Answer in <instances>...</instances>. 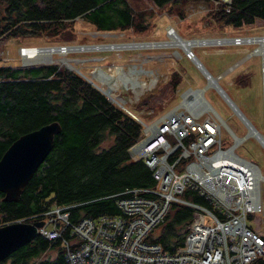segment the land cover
Masks as SVG:
<instances>
[{"label": "trees", "instance_id": "16d2710c", "mask_svg": "<svg viewBox=\"0 0 264 264\" xmlns=\"http://www.w3.org/2000/svg\"><path fill=\"white\" fill-rule=\"evenodd\" d=\"M197 1L200 0H150L156 8H167L169 12L179 9L180 14L188 3ZM209 13L214 24L236 29L264 19V0H231L228 11L220 3ZM150 15L138 10L130 0H0V38L76 39L80 36L78 29L86 26L101 32L140 36L147 34L153 24ZM165 75L162 83L166 84L160 94L172 96L182 78L177 71ZM238 81L245 84L243 76ZM157 85L132 102L133 113L146 107L149 100L144 96ZM52 120L59 122L60 132L55 134L50 152L18 199L4 201L0 192V224L19 218L30 222L38 217L33 214L44 212L52 204L68 205L71 223L83 217L118 215L117 194L155 185L143 160H133L127 152L142 135V125L84 76L53 63H0V156L20 134ZM177 155L170 156V160ZM185 160L180 158L177 164ZM180 196L213 208L209 198L189 186ZM192 214V207L172 201L163 220L150 230L145 241L159 243L166 252L176 251L184 242L185 227ZM0 264L67 261L60 239L49 240L38 234ZM255 264H264V256L258 257Z\"/></svg>", "mask_w": 264, "mask_h": 264}, {"label": "built area", "instance_id": "2783aa9c", "mask_svg": "<svg viewBox=\"0 0 264 264\" xmlns=\"http://www.w3.org/2000/svg\"><path fill=\"white\" fill-rule=\"evenodd\" d=\"M212 1L229 10L231 0ZM215 39L202 45L219 52L231 44L246 46L242 48L246 50L244 59L261 55L264 84V34H224ZM249 45L255 46L249 49ZM23 49L19 47V54ZM182 49L185 57H197L191 48ZM207 106L201 117L174 107L148 121L124 107L142 124V135L127 152L133 160H143L155 185L117 194L118 215L83 217L72 225L65 204H52L44 212L33 214L38 217L31 219L44 220L37 229L41 235L60 239L67 264H255L264 256V233L255 229L260 221L248 224V219L254 220L261 213L264 170L236 151L247 136L255 138L264 150V128L257 129L240 110L237 114L247 131L238 136L209 102ZM222 127L233 140L229 145L223 142ZM180 158L186 160L179 165ZM187 186L209 198L213 208L182 198L180 194ZM172 201L192 207L193 214L182 246L166 252L159 243L145 238L163 220Z\"/></svg>", "mask_w": 264, "mask_h": 264}, {"label": "rangeland", "instance_id": "374dc122", "mask_svg": "<svg viewBox=\"0 0 264 264\" xmlns=\"http://www.w3.org/2000/svg\"><path fill=\"white\" fill-rule=\"evenodd\" d=\"M130 1L138 10H146L151 14L149 20L150 23L152 22L153 24L149 32L145 35L135 36L131 32L125 33L121 31L101 32L91 30L86 26L78 29L80 36L76 39H47L44 36L0 38V63L20 66L53 63L68 70L75 71V69L78 68L77 70L90 79L93 75L96 79L91 80L96 82L99 87H103L102 89L104 90L109 87L117 96L123 100L127 99L129 103L137 99L140 95L143 96L147 89L151 88L156 83L158 84L157 88L148 91L144 96V99L149 100V103L146 107L140 109V113H138L143 120L148 121L150 117H152L151 119H155L174 107H179L185 113H193L181 103L177 105L183 97V91L188 88H202L207 84L205 73L196 66L197 61L185 57L184 50L182 49L183 46L174 45L175 43L173 44L174 41L170 38V34H177L184 38L197 37L195 39H200L199 37L212 39L224 34H264V19L260 18L254 20L251 24H243L236 29L224 24H214V19L209 11L217 8L218 3L212 0H206L207 2H202L200 0L195 3H188L185 8H182V14L179 13V9H175L176 12H169L167 8H156L151 4L150 0ZM172 13L175 16L169 15ZM170 27L173 28V30L172 33L168 34L167 32L170 31ZM173 31L175 33H173ZM166 39L169 41L159 45L142 46V44H140V47L130 46L123 48L101 47L95 50H74L64 53L54 51L51 54L52 61H44L41 60L42 57H40L41 59L25 62L23 53L27 48H24V50L20 52L21 54H19V47L36 46V48H41L40 46L50 47V45L57 44L110 45L143 41L144 43H160V41ZM69 40L72 42H69ZM205 45L198 44L191 48L197 56L195 58H197L201 62V65L207 68L213 76L222 73V77H218L219 84L245 116L252 121L254 126L262 130L264 128V84L261 55L253 54L244 59L246 50L242 48L246 46L241 47L240 45L231 44L228 45L224 51L219 52L218 49H211ZM254 46L255 45H249L248 47L252 49ZM70 62L73 64L74 68L69 67ZM174 71H177L179 75H181L182 80L174 92V95L170 96L167 94L163 97L160 93L161 89L166 84L162 83L166 79L165 74L169 72L170 75ZM241 71H244L247 78L246 84H241L236 81V75ZM148 72L150 77L145 76ZM125 74H127V76H129V74L130 76L135 75L143 80L152 79V82L147 83L145 88L140 82L131 87V85L135 83V80L128 78ZM201 94H203L210 105L216 109L236 135L243 136L246 133L247 129L240 120L237 112L234 111L215 87L209 85L204 90H201ZM170 97L173 98L169 100ZM127 101L125 104L126 107H134V105L128 104ZM114 103H116V101ZM116 104L118 105V103ZM151 110H153L150 113L151 115H147ZM194 114L198 117L202 116L200 115V111H196ZM221 136L226 145L233 142L231 136L224 127L221 128ZM236 151L241 156L255 161L260 168L264 170V150L255 138L251 136L244 138L236 147ZM260 196L262 206L259 212L261 213L256 214L254 220L248 219V224L252 226L260 221V226H257L255 229H259L261 233H264V182L261 184Z\"/></svg>", "mask_w": 264, "mask_h": 264}, {"label": "water", "instance_id": "95a60500", "mask_svg": "<svg viewBox=\"0 0 264 264\" xmlns=\"http://www.w3.org/2000/svg\"><path fill=\"white\" fill-rule=\"evenodd\" d=\"M67 45L69 44L50 46L65 47ZM196 61L197 63H194H196L197 67L200 66L199 69L201 71L205 74L207 73V75L213 76L206 71L205 67L201 65V62L197 58ZM75 71L81 73L77 69H75ZM81 74L92 83L90 78L83 73ZM214 77L218 78V75ZM206 85L194 90H201L205 88ZM213 87H215L223 98L232 105L234 111L240 114V109L234 105L233 100L218 81H216ZM102 92L108 99L114 101L106 91L102 90ZM60 129L61 126L57 120L43 123L20 134L4 150L0 156V192L3 193L2 199L4 201H15L18 199L25 184L50 152L54 136L60 132ZM43 223V220H34L32 222L14 220L0 224V262L19 247L33 240L38 235L37 228L41 227Z\"/></svg>", "mask_w": 264, "mask_h": 264}, {"label": "bare ground", "instance_id": "6f19581e", "mask_svg": "<svg viewBox=\"0 0 264 264\" xmlns=\"http://www.w3.org/2000/svg\"><path fill=\"white\" fill-rule=\"evenodd\" d=\"M172 33V31H169L168 34ZM173 33H175L173 31ZM170 38L173 39V44H178L179 46L182 45L184 48H193L195 46H197L198 44H206L207 41H212V42H216L215 38L209 39V40H205V38L199 37L200 39H195V38H184V37H180L179 35L175 34V35H171L170 34ZM167 41H169L168 39L164 40V41H160L156 42V43H144V42H129V43H123V44H110V45H93V44H89V45H68L65 47H45V46H41V48H36V47H24L27 48L25 49L24 53H23V58L25 62L28 61H32V60H36V59H41L40 57H42L41 60L44 61H52V56L51 54L54 51H57L58 53H64L67 51H74V50H95V49H99L101 47H118V48H123V47H130V46H134V47H140L139 45L142 44V46H148V45H159V44H165ZM172 45V44H171ZM107 49V48H106ZM24 50V49H23ZM60 59V58H59ZM194 61H196V58H193ZM61 61V59H60ZM65 62V61H64ZM72 62V61H71ZM69 63V67L70 68H74L72 63ZM32 63V62H30ZM78 69V68H76ZM206 71H208L207 68H205ZM204 70V69H203ZM94 72V71H93ZM126 73V71H125ZM93 74V73H92ZM127 76V74H125ZM146 77H150L149 72L145 74ZM218 76L221 78L222 77V73L218 74ZM128 78L134 79L135 83L131 85V87H133L136 83H142V85L144 86V88L147 86V83H151L152 79H147V80H143V79H139L138 76L135 75H131L129 74V76H127ZM205 77L207 79V86L211 85V86H215L216 81L218 80V78L214 77V76H210L207 75V73L205 74ZM92 80H95L96 78L93 77L92 75ZM205 87V88H206ZM101 89L103 87H100ZM205 88L201 89L204 90ZM104 90V89H103ZM201 90H188L185 89L183 91V97L181 99V101L178 103V105H180V103L185 106L187 109H189L192 112H196V111H200L203 112L205 110H207V105H208V101L204 98V95L201 94ZM106 93L109 94V96L111 98H117V94L114 93L109 87H107L105 89ZM234 102V101H233ZM235 103V102H234ZM140 138V137H139ZM138 138V139H139ZM263 141H264V135H262ZM137 139V140H138ZM228 156V153H223L222 156ZM72 225H75V223H72Z\"/></svg>", "mask_w": 264, "mask_h": 264}, {"label": "clouds", "instance_id": "9594fccd", "mask_svg": "<svg viewBox=\"0 0 264 264\" xmlns=\"http://www.w3.org/2000/svg\"><path fill=\"white\" fill-rule=\"evenodd\" d=\"M34 47H36V46H34ZM38 47H39V46H38ZM40 47H41V46H40ZM77 73H79V72H77ZM79 74H81V73H79ZM82 76H83V75H82ZM89 82H90V81H89ZM90 83H91V82H90ZM92 83L94 84L95 87L99 88V90L102 92L103 89H101V88L98 86V84H97L96 82L92 81ZM155 84H156V83H155ZM195 89H198V88H195ZM147 90H148V89H147ZM103 91H105V90H103ZM102 93H103V92H102ZM103 94H104V93H103ZM104 95H105V94H104ZM108 95H109V94H108ZM105 96H106V95H105ZM106 97H107V96H106ZM112 99H113V100H114V99H118V100H114V101H112V102H115V101H116V103H118V106H120L121 108L124 109V107H126V106H125V103H126L127 99H124V100H125V101H124V100H123L122 98H120L119 96H117V98H112ZM109 100H110V99H109ZM110 101H111V100H110ZM133 101H134V100H133ZM133 101H132V102H133ZM124 102H125V103H124ZM127 102H128V101H127ZM132 102H131V103L128 102V104H132ZM119 103H120L121 105H120ZM177 105H178V104H177ZM127 107H128V106H127ZM128 108H129V107H128ZM129 109H130V108H129ZM130 110H131V109H130ZM138 113H140V112H136V114H138ZM144 114H147V113H144ZM147 115H151V114H147ZM151 118H152V117H150L148 120H151ZM136 120H137V119H136ZM140 124H141V123H140ZM141 125H142V124H141ZM131 159H132V158H131ZM20 219H21V218H19V219H15V221H25L24 219H22V220H20ZM34 220H43V219H33L32 221H34ZM13 221H14V220H13ZM32 221H30V222H32ZM43 221H44V220H43ZM26 222H27V221H26ZM43 224H44V223H43ZM42 226H43V225H42ZM38 228H39V227H38ZM38 228H37V229H38ZM37 232H38V230H37ZM38 234H40V233L38 232ZM40 235H41V234H40ZM42 236H43V235H42ZM43 237H44V236H43ZM44 238H45V237H44Z\"/></svg>", "mask_w": 264, "mask_h": 264}, {"label": "crops", "instance_id": "0c3cea01", "mask_svg": "<svg viewBox=\"0 0 264 264\" xmlns=\"http://www.w3.org/2000/svg\"><path fill=\"white\" fill-rule=\"evenodd\" d=\"M241 76L244 77L245 84H246V83H247V78H246V76H245V74H244V71H241L239 74L236 75V81L239 83L238 79H239ZM218 82H219V80H218ZM241 84H242V83H241Z\"/></svg>", "mask_w": 264, "mask_h": 264}, {"label": "flooded vegetation", "instance_id": "af4514ba", "mask_svg": "<svg viewBox=\"0 0 264 264\" xmlns=\"http://www.w3.org/2000/svg\"><path fill=\"white\" fill-rule=\"evenodd\" d=\"M114 67H117V66H114ZM123 67V66H122Z\"/></svg>", "mask_w": 264, "mask_h": 264}]
</instances>
